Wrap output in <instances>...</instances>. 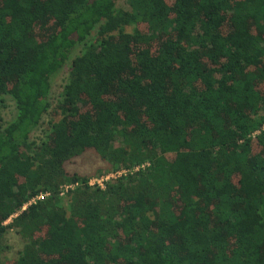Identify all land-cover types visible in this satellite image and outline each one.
<instances>
[{
	"label": "trees",
	"instance_id": "1",
	"mask_svg": "<svg viewBox=\"0 0 264 264\" xmlns=\"http://www.w3.org/2000/svg\"><path fill=\"white\" fill-rule=\"evenodd\" d=\"M5 95L3 264H264V0H0Z\"/></svg>",
	"mask_w": 264,
	"mask_h": 264
},
{
	"label": "rangeland",
	"instance_id": "2",
	"mask_svg": "<svg viewBox=\"0 0 264 264\" xmlns=\"http://www.w3.org/2000/svg\"><path fill=\"white\" fill-rule=\"evenodd\" d=\"M94 35L90 39H93ZM81 50V45H78L72 49L69 54L68 61L50 78L51 89L49 93V101L51 108L55 106L60 99L63 86L66 83L68 77V70L71 64V59L77 55ZM16 116V108L13 98L10 95H5L3 101L0 102V124L5 126ZM50 114L43 116L40 125L31 133L30 138L36 143L41 140H46L49 133V120L54 119ZM106 167V162L103 161L96 152L87 150L80 156L75 157L66 164V168L69 172H79L81 174H89L91 178H99L100 176L92 175L100 168ZM10 222L8 219L7 223ZM23 240L16 230L11 229L7 231L1 241L0 245V264H3L6 260L16 258L23 247Z\"/></svg>",
	"mask_w": 264,
	"mask_h": 264
},
{
	"label": "built area",
	"instance_id": "3",
	"mask_svg": "<svg viewBox=\"0 0 264 264\" xmlns=\"http://www.w3.org/2000/svg\"><path fill=\"white\" fill-rule=\"evenodd\" d=\"M146 165H148V164H147V163H143V164H141V165L135 166L131 172H133V171H137L139 168H144ZM125 172H126V170H123V171H118V172H114V173H109V174H106V175L101 176V177H99V178H91L90 181H89V183H90V184H95V183H97V184H99V185H103V181H104V180H107V179H109V178H114V177L119 176V175H121L122 173H125ZM47 195H48V193H40V194L37 195L36 197L32 198V199L29 201V203H31V202H35L36 200L43 199V198H44L45 196H47ZM29 203H28V204H29Z\"/></svg>",
	"mask_w": 264,
	"mask_h": 264
}]
</instances>
